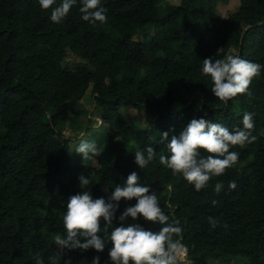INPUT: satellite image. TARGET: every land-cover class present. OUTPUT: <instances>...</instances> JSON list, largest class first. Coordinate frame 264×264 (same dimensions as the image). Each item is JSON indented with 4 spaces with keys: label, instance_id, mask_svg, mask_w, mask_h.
I'll return each mask as SVG.
<instances>
[{
    "label": "trees",
    "instance_id": "obj_1",
    "mask_svg": "<svg viewBox=\"0 0 264 264\" xmlns=\"http://www.w3.org/2000/svg\"><path fill=\"white\" fill-rule=\"evenodd\" d=\"M216 1L101 0L107 23L93 24L81 19L80 0L61 23L52 22L51 9L42 10L38 0H0V264H36L37 256L51 264L68 198L90 191L108 202L133 171L155 192L169 222H180L192 264L211 258L264 264V68L251 96L226 105L212 93L211 78L201 75L206 58L233 55L264 65V0H239L225 17L216 13ZM69 51L79 59L74 67L64 64ZM89 87L90 112L80 104ZM123 105L152 120L121 116ZM245 112L254 114L257 139L231 148L239 153L237 165L207 188L196 191L159 163L190 120L204 118L231 131L242 128ZM93 115L105 132L95 130ZM66 123L83 129L103 153L83 161L75 152L80 143L70 149L73 136L61 135ZM148 146L156 156L139 169L134 153ZM80 176L90 183L80 188ZM233 181L237 187L230 190ZM217 182L224 184L219 195ZM135 203L119 201L114 226ZM208 217L223 224L213 229ZM131 223L153 232L163 227L143 218H127ZM111 247L109 241L102 252L65 249L59 264H92L97 256L99 264H112Z\"/></svg>",
    "mask_w": 264,
    "mask_h": 264
},
{
    "label": "clouds",
    "instance_id": "obj_2",
    "mask_svg": "<svg viewBox=\"0 0 264 264\" xmlns=\"http://www.w3.org/2000/svg\"><path fill=\"white\" fill-rule=\"evenodd\" d=\"M42 10L51 9L50 19L61 23L70 13L77 0H38ZM81 19L90 23H107L106 9L101 6V0H80ZM54 5H57L53 7ZM222 49L218 50V52ZM264 65L228 55L224 59L206 58L203 60L201 75L211 78V91L225 105L237 96H251V84L254 78L261 75ZM252 113L245 112L242 118V128L229 130L219 123L204 118L192 119L179 136H172L167 149L169 155H161L159 163L171 170L173 176H182L196 191L207 188L213 177H219L230 168L237 165L239 153L230 151L235 146L244 147L256 141L252 135L254 119ZM102 123V120L100 121ZM264 135V133H261ZM168 137L161 133L160 142ZM201 150L208 153L201 155ZM104 151L93 141H81L75 148L83 161L99 157ZM134 163L139 169L146 168L156 156L152 146L134 153ZM90 183L89 177L80 176V188ZM237 187L233 181L229 183L230 190ZM224 190V184L217 182L214 193L219 195ZM171 191V185H169ZM135 199L134 206L128 207L118 217L119 226H114L115 213L119 201ZM219 201L212 200L213 205ZM159 223L163 227L157 232L145 230L138 223L126 224V219ZM64 234H58L55 244L60 251L50 258L51 264H59L63 250L86 251L94 249L102 252L107 242L112 247L108 256L112 264H185L188 249L182 243L183 228L178 220L169 222L159 203V198L140 182L135 171L131 172L123 185H116L109 201L103 198L93 199L90 191H80L67 200L63 215ZM103 221V227L101 222ZM209 225L215 229L223 224L220 217H208ZM36 264H43L37 256ZM65 264H70L66 260ZM92 264H99V257H94Z\"/></svg>",
    "mask_w": 264,
    "mask_h": 264
},
{
    "label": "rangeland",
    "instance_id": "obj_3",
    "mask_svg": "<svg viewBox=\"0 0 264 264\" xmlns=\"http://www.w3.org/2000/svg\"><path fill=\"white\" fill-rule=\"evenodd\" d=\"M168 3H178L179 0H167ZM215 11L217 14H219L221 17H225L228 13H231L233 11H236L239 8V0H217L215 4ZM231 51L234 52L235 49L232 47ZM78 58L72 53L68 52L64 64L70 67H74L75 65L78 64ZM91 87H89L82 99L80 100L81 107H83L85 110H89L88 112L91 111L92 106L94 104L93 102V94L91 92ZM177 101H181V99H176ZM119 113L121 116L125 118H132V117H138V119L141 121V123H147L150 121L151 117L144 113L140 109H136L133 107H129L127 105H123L119 109ZM92 118L94 119L93 125L95 127V130L103 132L105 129L100 127L102 126V123L100 122V119L98 118L97 115H93ZM152 120V119H151ZM63 127L61 128V135L62 136H67V135H72L73 138L70 139L69 141V148L73 149L74 146L78 143H80L82 140L83 141H89L86 138V132L81 129L80 131L76 132L69 126L68 123L62 125ZM105 132V131H104ZM94 163H96V159H94ZM185 264H192V262L188 259H186ZM208 264H242V261L240 258L234 259V261H227V260H220L217 258H211L208 260Z\"/></svg>",
    "mask_w": 264,
    "mask_h": 264
}]
</instances>
